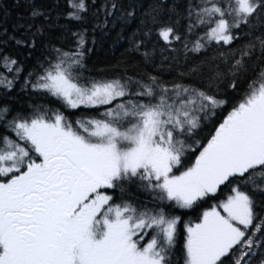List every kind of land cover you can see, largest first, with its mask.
Returning a JSON list of instances; mask_svg holds the SVG:
<instances>
[{
	"label": "snow or ice",
	"instance_id": "snow-or-ice-1",
	"mask_svg": "<svg viewBox=\"0 0 264 264\" xmlns=\"http://www.w3.org/2000/svg\"><path fill=\"white\" fill-rule=\"evenodd\" d=\"M25 3L0 25V264H264V0Z\"/></svg>",
	"mask_w": 264,
	"mask_h": 264
},
{
	"label": "trees",
	"instance_id": "trees-1",
	"mask_svg": "<svg viewBox=\"0 0 264 264\" xmlns=\"http://www.w3.org/2000/svg\"><path fill=\"white\" fill-rule=\"evenodd\" d=\"M150 0H140L145 7ZM4 9L8 10V16L5 20ZM28 9L25 0H0V25L6 24L11 31V27L17 22L19 17H27ZM119 28L113 29L111 33L104 39L102 47L93 55L92 61L97 67L102 68L105 63L113 59V53L117 55L124 46V41L117 36Z\"/></svg>",
	"mask_w": 264,
	"mask_h": 264
}]
</instances>
